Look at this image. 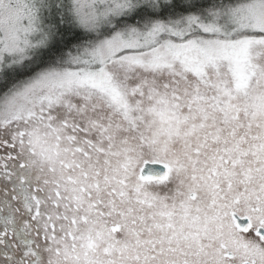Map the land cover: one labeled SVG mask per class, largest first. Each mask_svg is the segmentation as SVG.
<instances>
[{
    "label": "snow or ice",
    "instance_id": "6c2138e0",
    "mask_svg": "<svg viewBox=\"0 0 264 264\" xmlns=\"http://www.w3.org/2000/svg\"><path fill=\"white\" fill-rule=\"evenodd\" d=\"M0 264H264V0H0Z\"/></svg>",
    "mask_w": 264,
    "mask_h": 264
}]
</instances>
